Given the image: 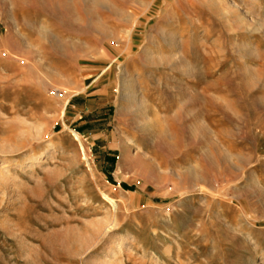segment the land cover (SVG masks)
Masks as SVG:
<instances>
[{
  "label": "rangeland",
  "instance_id": "rangeland-1",
  "mask_svg": "<svg viewBox=\"0 0 264 264\" xmlns=\"http://www.w3.org/2000/svg\"><path fill=\"white\" fill-rule=\"evenodd\" d=\"M0 264H264V0H0Z\"/></svg>",
  "mask_w": 264,
  "mask_h": 264
},
{
  "label": "bare ground",
  "instance_id": "bare-ground-1",
  "mask_svg": "<svg viewBox=\"0 0 264 264\" xmlns=\"http://www.w3.org/2000/svg\"><path fill=\"white\" fill-rule=\"evenodd\" d=\"M228 5H229V8H230V10H238V6L237 5H235V3L234 2H232V1H230L229 3H228ZM67 103V100H65L64 101V105ZM75 136V138L76 139H78V137L76 136V135H74ZM48 153V149H47V147H45V148H43V149H41L39 152H37L35 155H33V156H30V157H26V158H24L23 160H21V165H23V166H25V165H28V164H31V163H34V162H36V161H38L39 159H41V158H43L46 154ZM202 189V188H201ZM187 194V192H183V193H181V194H179L180 195V197H182V196H184V195H186ZM186 198V197H185ZM108 200V199H107ZM110 200V199H109ZM110 203V202H109ZM111 203H112V201H111ZM110 228L111 227H103V228H101V227H97L96 228V236L98 237V236H101L103 233H106V232H108L109 230H110ZM94 232V231H93ZM94 237V236H93ZM92 240V239H91Z\"/></svg>",
  "mask_w": 264,
  "mask_h": 264
}]
</instances>
